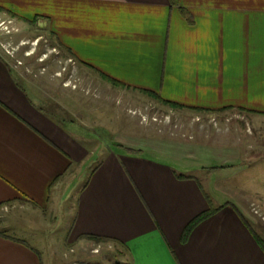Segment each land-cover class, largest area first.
Returning <instances> with one entry per match:
<instances>
[{
  "label": "crops",
  "instance_id": "1",
  "mask_svg": "<svg viewBox=\"0 0 264 264\" xmlns=\"http://www.w3.org/2000/svg\"><path fill=\"white\" fill-rule=\"evenodd\" d=\"M0 17L44 22L79 70L103 73L134 95L157 93L192 111L235 110L244 128L248 115L264 128V0H0ZM58 100L37 106L0 53V209L9 208L0 212V225H9L18 207L54 211L74 199L71 235L118 242L128 264H264L248 222L256 202L221 197L213 183L215 206L192 174L208 165L245 171L239 156L229 161L228 152L218 160L203 145L121 141L103 148L107 155L74 192L97 139L73 100L72 111ZM211 207L217 210L185 237L189 223ZM38 251L0 232V264H43Z\"/></svg>",
  "mask_w": 264,
  "mask_h": 264
},
{
  "label": "rangeland",
  "instance_id": "2",
  "mask_svg": "<svg viewBox=\"0 0 264 264\" xmlns=\"http://www.w3.org/2000/svg\"><path fill=\"white\" fill-rule=\"evenodd\" d=\"M0 53L8 59L37 106H42L44 101L55 103L59 99L67 102L65 106L72 111L73 100V110L76 107L79 117L85 118L89 135H96L97 149L85 160L74 192L79 190L91 170L107 155L106 152H103L104 155L101 153L103 148L105 151L110 146L118 148L121 141L127 144L139 140L155 148L184 149L203 145L209 147L211 152L203 151L214 154L219 157L218 160L230 152L229 161H235L239 156L241 161L238 164H245L248 169L238 172V165L217 168L208 165L205 170L192 174L215 206L219 204L210 186L213 183L221 197L236 199L240 203L256 202L250 206L255 219L248 222L264 248V128H255L251 115H248V119L244 117V128L245 123L237 118V114H241L235 113V110L209 113L206 112L207 108H194L192 111L180 109L183 107L172 108L146 94L134 95L91 70H79L69 51L57 44L47 24L42 21L20 24L0 17ZM75 66L78 70L75 76H71ZM66 84L70 88L65 87ZM224 115L226 119H223ZM58 117L66 119L69 116L58 113ZM100 145L102 149L98 150ZM213 158L208 159V164ZM227 173L229 178H217V175ZM72 200H65L59 210L55 208L54 211L18 207L11 212L13 219L9 225H0V232L7 231L10 236L41 249L38 252L43 264H128V254H124L123 246L118 242L94 239L89 243L71 235L70 222L74 216L69 205ZM6 210L9 208L4 206L0 212ZM48 212H53V216H48Z\"/></svg>",
  "mask_w": 264,
  "mask_h": 264
},
{
  "label": "trees",
  "instance_id": "3",
  "mask_svg": "<svg viewBox=\"0 0 264 264\" xmlns=\"http://www.w3.org/2000/svg\"><path fill=\"white\" fill-rule=\"evenodd\" d=\"M70 53V52H69ZM82 62V61H81ZM83 63V62H82ZM85 64V63H84ZM103 77L106 78L107 80L111 81L113 84L115 85H122V83L120 81H117L105 74H103ZM147 94H149L150 96L156 98V99H159L160 101H162L163 103L169 105L170 107L172 108H178V107H184V105L180 104V103H177V102H174V101H170V100H166V99H163L159 94L157 93H152V92H147ZM192 108H195V109H201L203 110V108H198V107H192ZM207 110V109H205ZM210 110V109H208ZM128 151H131L130 148H126ZM213 168H217V166L213 167ZM179 176H182V177H185L187 175H184V174H179ZM217 209L216 208H210L209 210H207L206 212L202 213L201 215H199L198 217H196L195 219H193L189 225L187 226L186 230H185V234L184 236L186 237L189 232L193 229V227L198 224V222H200L201 220L207 218L208 216L212 215ZM95 240H103V239H100V238H95ZM105 240V239H104Z\"/></svg>",
  "mask_w": 264,
  "mask_h": 264
}]
</instances>
